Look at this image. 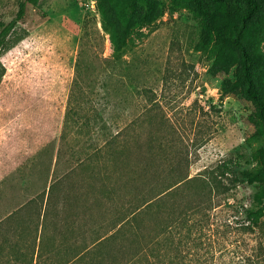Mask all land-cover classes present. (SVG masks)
<instances>
[{
	"label": "rangeland",
	"instance_id": "obj_1",
	"mask_svg": "<svg viewBox=\"0 0 264 264\" xmlns=\"http://www.w3.org/2000/svg\"><path fill=\"white\" fill-rule=\"evenodd\" d=\"M22 1L0 0V32ZM257 2L245 32L256 58L264 57V0ZM247 9L244 0L28 2L0 47V264L31 262L32 227L49 195L45 242L38 241L33 257L38 264H58L69 256L68 247L83 249L93 225L108 220L118 200L186 177L196 181L173 199L188 224L198 226L195 261L264 264V212L257 226L246 217L264 189L263 121L244 92L240 53L228 41ZM105 19L128 24L134 38L117 65L107 61L115 44ZM82 49V75L74 89L82 118L64 139ZM254 78L264 94V62ZM86 118L96 127L80 126ZM103 118L107 132L100 129ZM225 162L237 163L236 184ZM214 178L225 184L220 192L197 190L202 180ZM177 214L166 205L146 219L147 231L154 235L162 219ZM14 242L21 252L11 248ZM110 249L104 264L121 261L116 245ZM184 249L190 258L193 250Z\"/></svg>",
	"mask_w": 264,
	"mask_h": 264
},
{
	"label": "trees",
	"instance_id": "obj_2",
	"mask_svg": "<svg viewBox=\"0 0 264 264\" xmlns=\"http://www.w3.org/2000/svg\"><path fill=\"white\" fill-rule=\"evenodd\" d=\"M29 1L31 0H23L20 3L17 16L3 26L0 32V47L5 43L11 31L15 28L17 22L25 16ZM244 1L248 4V9L243 15L241 25L238 26L235 36L228 38V41L230 42L231 47L237 49L240 53V74L245 82L244 92L253 101V103L257 105V113L259 118L263 121L264 128V94H262L258 89L254 78V73L258 70L261 63L264 62V57L259 56L256 58L250 51L245 40V32L248 29L247 24L257 14L259 4L257 0ZM104 22L105 24L108 23L111 26L112 41L115 44L112 57L107 61L112 63V65H117V63L124 61V56L128 51L127 47L134 42V38L129 34L128 24L123 26L119 24L114 25L106 19ZM118 31L120 36H118ZM214 46L217 49L220 48L218 43ZM83 55L84 49L81 50L77 61V76L74 79L73 87L71 88L72 92L64 124V139L66 138L68 129L72 127V124L78 122V120L82 118V116L78 115L80 106L74 89H78L80 85ZM86 119L87 120L82 122L80 126L85 124L90 127H96L94 123L93 125L91 124L90 118ZM101 128L105 129L106 132L110 129V125L108 124L106 118H103V122L100 125V129ZM120 132L121 131H117L114 135L112 133L110 138H106L104 142L105 145H110L113 142L112 139L119 135ZM58 164L59 163H57V165ZM235 164L237 165V163ZM235 164L230 165L228 162L223 164L225 171L233 172L234 176L232 181L234 184L239 181L236 170L234 169L236 166ZM195 181L196 179L193 177H186L173 181L172 183L164 185L158 189L152 188L149 191L144 190L141 193L136 194L134 198L127 196L125 201L118 200L116 202V212L103 223L93 225L94 228L91 229L92 235L90 242L83 245V249L81 250H79L78 247H68L67 252L69 253V256L65 258L61 257L58 264H104L107 260L111 259L108 256L110 254V248L114 245L117 247L116 257L121 258V261L116 262L117 260H114L115 263L112 264H203L202 262L195 261V255L198 253L195 249L199 247L201 243L200 237H197L198 226L195 222L188 224V219L185 217L186 212H184L183 209H180L178 202L173 199L174 195L183 191L185 184L192 185V182L194 183ZM199 184L201 186H199L197 190L200 191L203 189L208 191L210 194L220 192V190L223 189V186H225L219 178L202 180ZM53 187L54 183L50 185L49 194L53 191ZM104 195L110 200L113 198V193L111 191H107ZM49 196L47 198L46 194L41 196V200L46 198L48 202L40 206V209L38 210V221H36V225L32 227V231H35L32 246L34 251L29 264H38V261H35L33 258L36 253L35 247H37L38 241H40L39 246H43V243L45 242L43 237H46L44 235H46L48 224L47 219L45 222L44 220L46 217V211L49 213V210L51 211L52 207V204L50 207V201H52V199L49 200ZM36 200L38 199H34L30 203H35ZM254 200V207L250 209L248 208L246 215L249 221V226L251 227L257 226L256 224L259 223V219L264 212V189L255 194ZM26 204L27 203L24 205ZM28 205L29 203L27 206ZM45 205L46 208L43 212L42 208L44 209ZM166 205L175 207L178 214L172 221L162 219L160 222L163 224L160 225L158 231L153 235L151 231H147L148 225L146 226V219H149L150 216L159 213ZM89 210L90 218L94 219L93 209L89 208ZM193 214H195V212L192 210L190 216H193ZM10 216H12V213H8L5 218H9ZM4 219H2V221ZM41 226V232L45 226L43 236L42 234L40 236L38 234ZM184 228H186L185 231ZM201 231L202 238L204 228H202ZM10 246L13 250L19 248L21 252L19 242L11 243ZM186 247L193 250L190 254L192 255L190 258L188 254L185 255L186 253H189L187 249H184ZM2 248L3 247L1 246V249ZM71 251H73L72 257L70 256ZM62 259L63 262L61 263L60 261Z\"/></svg>",
	"mask_w": 264,
	"mask_h": 264
}]
</instances>
